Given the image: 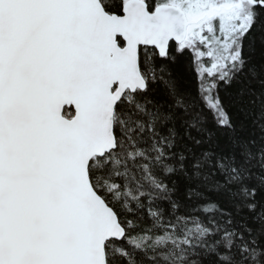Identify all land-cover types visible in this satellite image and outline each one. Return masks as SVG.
Wrapping results in <instances>:
<instances>
[{"label": "snow or ice", "instance_id": "obj_1", "mask_svg": "<svg viewBox=\"0 0 264 264\" xmlns=\"http://www.w3.org/2000/svg\"><path fill=\"white\" fill-rule=\"evenodd\" d=\"M0 264H264V0H0Z\"/></svg>", "mask_w": 264, "mask_h": 264}, {"label": "trees", "instance_id": "obj_2", "mask_svg": "<svg viewBox=\"0 0 264 264\" xmlns=\"http://www.w3.org/2000/svg\"><path fill=\"white\" fill-rule=\"evenodd\" d=\"M173 73L179 78L181 86L190 91L193 95L196 93V80L194 75L189 69V58L183 57L177 61L172 67ZM209 122L211 116L209 114Z\"/></svg>", "mask_w": 264, "mask_h": 264}, {"label": "rangeland", "instance_id": "obj_3", "mask_svg": "<svg viewBox=\"0 0 264 264\" xmlns=\"http://www.w3.org/2000/svg\"><path fill=\"white\" fill-rule=\"evenodd\" d=\"M230 95H231L230 91L228 89H226L223 84H221V86H220V96H221V98L226 101L227 98Z\"/></svg>", "mask_w": 264, "mask_h": 264}]
</instances>
